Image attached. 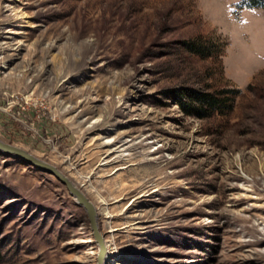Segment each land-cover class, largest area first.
<instances>
[{
	"label": "rangeland",
	"instance_id": "1",
	"mask_svg": "<svg viewBox=\"0 0 264 264\" xmlns=\"http://www.w3.org/2000/svg\"><path fill=\"white\" fill-rule=\"evenodd\" d=\"M253 2L0 0V139L94 204L103 264H264V0ZM186 88L236 90L234 106L189 113ZM97 256L65 185L0 151V264Z\"/></svg>",
	"mask_w": 264,
	"mask_h": 264
},
{
	"label": "water",
	"instance_id": "2",
	"mask_svg": "<svg viewBox=\"0 0 264 264\" xmlns=\"http://www.w3.org/2000/svg\"><path fill=\"white\" fill-rule=\"evenodd\" d=\"M0 151L6 155L14 156L23 160L24 162L34 166L37 170L48 172L54 175L62 184L65 185L66 189L75 198L77 203L86 211L89 226L92 231V236L95 242L98 244L97 264H103L106 247L97 227L96 210L94 204L53 164L36 157L23 148L4 142L1 139Z\"/></svg>",
	"mask_w": 264,
	"mask_h": 264
},
{
	"label": "trees",
	"instance_id": "3",
	"mask_svg": "<svg viewBox=\"0 0 264 264\" xmlns=\"http://www.w3.org/2000/svg\"><path fill=\"white\" fill-rule=\"evenodd\" d=\"M256 2L257 0H254L253 4H257ZM236 92V90H222L216 93L186 88L178 94L177 104L184 111L191 109L189 113H197L201 116L213 113L220 114L228 112L233 108Z\"/></svg>",
	"mask_w": 264,
	"mask_h": 264
}]
</instances>
